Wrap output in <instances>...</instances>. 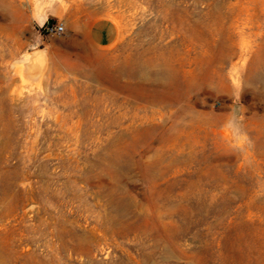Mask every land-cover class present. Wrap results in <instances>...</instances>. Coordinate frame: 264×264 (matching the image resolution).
<instances>
[{
	"label": "rangeland",
	"instance_id": "374dc122",
	"mask_svg": "<svg viewBox=\"0 0 264 264\" xmlns=\"http://www.w3.org/2000/svg\"><path fill=\"white\" fill-rule=\"evenodd\" d=\"M0 264H264V0H0Z\"/></svg>",
	"mask_w": 264,
	"mask_h": 264
},
{
	"label": "built area",
	"instance_id": "2783aa9c",
	"mask_svg": "<svg viewBox=\"0 0 264 264\" xmlns=\"http://www.w3.org/2000/svg\"><path fill=\"white\" fill-rule=\"evenodd\" d=\"M45 30L53 35H62L65 32V25L64 24H52L48 25Z\"/></svg>",
	"mask_w": 264,
	"mask_h": 264
}]
</instances>
